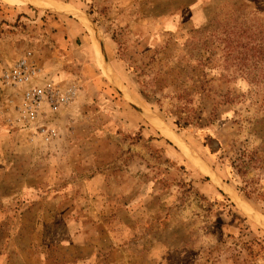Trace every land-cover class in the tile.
Instances as JSON below:
<instances>
[{"label": "rangeland", "instance_id": "obj_1", "mask_svg": "<svg viewBox=\"0 0 264 264\" xmlns=\"http://www.w3.org/2000/svg\"><path fill=\"white\" fill-rule=\"evenodd\" d=\"M0 104V264H264V0H0Z\"/></svg>", "mask_w": 264, "mask_h": 264}, {"label": "built area", "instance_id": "obj_2", "mask_svg": "<svg viewBox=\"0 0 264 264\" xmlns=\"http://www.w3.org/2000/svg\"><path fill=\"white\" fill-rule=\"evenodd\" d=\"M42 74L40 61L34 50H27L17 62L6 68L2 74L3 83L11 88L26 87L21 103L15 107L13 121L22 128H35L46 139L58 135L56 128L41 123L45 106L57 109L71 100V95L63 93L51 81L38 83Z\"/></svg>", "mask_w": 264, "mask_h": 264}, {"label": "bare ground", "instance_id": "obj_3", "mask_svg": "<svg viewBox=\"0 0 264 264\" xmlns=\"http://www.w3.org/2000/svg\"><path fill=\"white\" fill-rule=\"evenodd\" d=\"M7 2H9V3H12V4H20V3H22L23 2V0H6ZM38 4H42V0H35ZM89 24V23H88ZM98 44V43H97ZM98 48V47H97ZM99 51V50H98ZM100 52H101V50H100ZM102 62V61H101ZM103 67V66H102ZM106 70V69H105ZM123 84V83H122ZM153 121V123L158 127V128H160L162 131H163V133L165 134V136H167L168 138H170L171 140H173V141H175L176 143H178L177 141H176V139L172 136V133L167 129H165L163 126H162V123L158 120V119H152Z\"/></svg>", "mask_w": 264, "mask_h": 264}, {"label": "crops", "instance_id": "obj_4", "mask_svg": "<svg viewBox=\"0 0 264 264\" xmlns=\"http://www.w3.org/2000/svg\"><path fill=\"white\" fill-rule=\"evenodd\" d=\"M42 75H43V73L41 74V76H40V79H41V77H42ZM18 103H21V101H19ZM17 104V103H16ZM16 104H14V105H16ZM1 105V104H0ZM2 107H0V116H1V114H3L5 111H6V108L8 107L7 106V104L6 105H1ZM12 109V107L10 108V110ZM11 113V111L9 112V114ZM2 117V116H1ZM2 119V118H1ZM5 136V134L4 133H2V131L0 132V146H3L4 144H5V142H4V144H2L3 143V141H2V139H3V137Z\"/></svg>", "mask_w": 264, "mask_h": 264}, {"label": "water", "instance_id": "obj_5", "mask_svg": "<svg viewBox=\"0 0 264 264\" xmlns=\"http://www.w3.org/2000/svg\"><path fill=\"white\" fill-rule=\"evenodd\" d=\"M127 98V100L138 110V111H140V112H146V113H149L150 114V112H148V110L142 105V104H140V103H138V102H136V101H134V100H132L131 98H129V97H126Z\"/></svg>", "mask_w": 264, "mask_h": 264}]
</instances>
